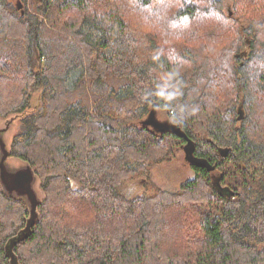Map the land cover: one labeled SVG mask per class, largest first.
<instances>
[{"label":"trees","instance_id":"16d2710c","mask_svg":"<svg viewBox=\"0 0 264 264\" xmlns=\"http://www.w3.org/2000/svg\"><path fill=\"white\" fill-rule=\"evenodd\" d=\"M222 2L0 0V119L43 193L20 264H264V0ZM152 105L208 166L127 197L185 143L141 122ZM27 216L0 186V264Z\"/></svg>","mask_w":264,"mask_h":264},{"label":"water","instance_id":"95a60500","mask_svg":"<svg viewBox=\"0 0 264 264\" xmlns=\"http://www.w3.org/2000/svg\"><path fill=\"white\" fill-rule=\"evenodd\" d=\"M11 118L7 120L4 127H0V186L3 192L9 196L25 201L28 207V216L25 220L24 226L19 229L15 235H12L5 243L4 249L9 257L10 264H20L18 257L14 252V246L31 233L33 226L37 223L39 214L38 206L43 198V193L39 188V178L33 170V167L28 163L18 158L11 156L10 146H8L5 138V132ZM144 124L150 123L158 127L161 133L170 132L185 141L183 147L187 162L192 166H208L204 159L198 158L193 154V146L191 139L187 134L174 122L168 120H158L155 115V107L152 108L143 120ZM15 161H10V160ZM213 167H208L212 169Z\"/></svg>","mask_w":264,"mask_h":264},{"label":"rangeland","instance_id":"374dc122","mask_svg":"<svg viewBox=\"0 0 264 264\" xmlns=\"http://www.w3.org/2000/svg\"><path fill=\"white\" fill-rule=\"evenodd\" d=\"M13 5L18 7V4L20 6L18 7L19 10H22L23 6L27 8H31L35 4V0H11ZM18 2V3H17ZM223 10L228 13L229 11H232L231 6V0H223L222 2ZM55 18H58V15L56 13ZM46 18H44L45 20ZM55 31H58V29H55ZM3 50H0V52H5L6 48H10V44L8 43H2L0 42ZM8 44V45H7ZM85 97L87 99V95L85 94ZM89 102L91 103L93 100L92 95L89 93L88 95ZM41 103L39 92L33 93L30 104L32 107H37ZM155 115L158 120H166L167 118L164 116V113L160 110L155 109ZM147 116L143 117L141 122L146 118ZM11 118V121L8 125V129L5 132V138L8 146H10L13 134L18 129V116L12 115L5 119H0V127H4L5 123L8 119ZM140 121L138 123H141ZM143 123V122H142ZM141 123V124H142ZM13 157V156H12ZM14 159L16 157H13ZM15 161V160H10ZM17 162V161H15ZM195 170L193 167L187 162V157L185 155V149L183 145H180L176 147L172 153V156L160 164H154L147 166L146 170L141 172L138 175H135L131 179H128L124 181L118 188V191L122 193L123 195L127 197H133L136 195L141 194H152L158 189H164V190H177L180 188L181 184L193 178L195 176Z\"/></svg>","mask_w":264,"mask_h":264},{"label":"flooded vegetation","instance_id":"af4514ba","mask_svg":"<svg viewBox=\"0 0 264 264\" xmlns=\"http://www.w3.org/2000/svg\"><path fill=\"white\" fill-rule=\"evenodd\" d=\"M18 3V2H17ZM20 6V4H18V7ZM21 7V6H20ZM146 119V118H145ZM142 122H144V121H142ZM144 124V123H143ZM145 126H148L151 130H153L154 132H156V133H161L162 131L161 130H159V128L158 127H155V126H153V125H151L150 123H146L145 122V124H144ZM184 145V144H183Z\"/></svg>","mask_w":264,"mask_h":264}]
</instances>
